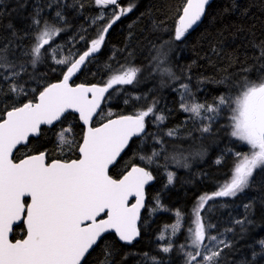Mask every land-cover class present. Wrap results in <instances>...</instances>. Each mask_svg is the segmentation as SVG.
Segmentation results:
<instances>
[{"label":"trees","instance_id":"obj_1","mask_svg":"<svg viewBox=\"0 0 264 264\" xmlns=\"http://www.w3.org/2000/svg\"><path fill=\"white\" fill-rule=\"evenodd\" d=\"M187 2L119 0L124 14L74 79L107 89L102 106L113 110L110 116L143 119L142 136L131 141L111 176L140 165L155 178L139 236L122 243L107 234L82 264H198L202 231L228 240L208 264H264V160L241 173L250 147L232 125L247 93L264 89V0H213L199 27L178 37ZM100 3L0 0V120L35 101L91 49L111 21L109 6ZM43 32L52 37L47 45L39 44ZM128 74L131 82L110 84ZM69 122L75 144L64 151L55 134ZM83 134L78 117L68 114L20 147L15 160L47 152L49 160L69 161L78 157ZM156 206L168 211L153 214ZM177 214L181 229L163 248L159 236ZM23 231L17 226L13 239Z\"/></svg>","mask_w":264,"mask_h":264},{"label":"water","instance_id":"obj_2","mask_svg":"<svg viewBox=\"0 0 264 264\" xmlns=\"http://www.w3.org/2000/svg\"><path fill=\"white\" fill-rule=\"evenodd\" d=\"M100 1L116 6L119 17L124 14L119 0ZM212 2L188 0L179 29L188 33L199 27ZM113 24L102 32L99 50ZM96 54L83 53L71 73L45 87L35 101L9 109L0 120V264H82L105 235L130 243L140 234L147 189L155 178L140 165L118 179L110 170L131 141L142 136L143 119L112 116L94 125L107 89L73 82ZM255 106L254 130L264 146V89ZM68 114L76 115L84 127L78 158L49 160L47 152H41L15 160L20 147ZM21 224L26 234L13 241L14 228Z\"/></svg>","mask_w":264,"mask_h":264},{"label":"rangeland","instance_id":"obj_3","mask_svg":"<svg viewBox=\"0 0 264 264\" xmlns=\"http://www.w3.org/2000/svg\"><path fill=\"white\" fill-rule=\"evenodd\" d=\"M102 5V3H100ZM105 10L102 11V15ZM111 14V19L115 18V11L114 8L109 7L107 11ZM128 12V11H126ZM101 15V16H102ZM185 33L178 31V37L184 36ZM101 35V33H100ZM100 35L91 47L92 51L96 52L99 49V41H100ZM51 35L46 32L42 33L39 36V44L47 45L49 44L51 40ZM79 65H77L78 67ZM71 72V68L68 70V73ZM134 76L133 74L128 75H121L117 78H114L110 81V84L115 83H127L131 82L133 80ZM263 88H257L253 89L250 92L247 93L246 97L243 99L241 106L237 113L233 116L232 119V125L235 130V134L241 138L244 143L250 147V154L246 156V158L242 162L241 166V173H247L248 169L250 167H253L254 165H257L261 160H264V146L259 139L258 135L256 134L254 130L253 125V117L256 111V103L257 99L259 97V94ZM196 109V108H195ZM201 109H203V113H201ZM197 108L196 110L200 112V114L208 115L210 110L207 108ZM196 110L192 109V111L196 112ZM113 113V110L111 108H105L102 112V115L104 116H110ZM102 116H100L98 119H101ZM73 122H69V124L64 127L57 130L55 134V140L56 143L61 147L64 151L70 149L75 144V129H74ZM237 180L235 181L236 184ZM234 186V184H233ZM168 211L164 207L156 206L154 207L151 212L153 214L159 213V212H165ZM176 221L166 226L162 233L159 236V241L161 243V247L166 248L168 245L173 241L174 237L177 235V233L180 231L182 226V218L179 214L176 215ZM200 239L202 241V252L200 255V262L198 264H208L212 261L215 253L217 250L228 244V240L225 236H217L214 237L212 235H204L203 231L200 233ZM200 246V244H198ZM168 249V248H167ZM166 249V250H167Z\"/></svg>","mask_w":264,"mask_h":264},{"label":"flooded vegetation","instance_id":"obj_4","mask_svg":"<svg viewBox=\"0 0 264 264\" xmlns=\"http://www.w3.org/2000/svg\"><path fill=\"white\" fill-rule=\"evenodd\" d=\"M111 8H114V11H115V12L118 11V9L116 8V6H113V7H111ZM117 17H118V14L115 15V18L112 19V20L110 21L109 24H111L112 22H115L116 19H117ZM109 24H108V25H109ZM79 64H80V63H79ZM103 111H104V109H103V106H102V109H101L99 115L97 116L96 120H99L98 118H99L100 116L106 118V116L102 115V112H103ZM65 117H66V116H65ZM65 117H64V118H65ZM102 117H101V118H102ZM109 117H111V116H108V118H109ZM64 118H63V119H64ZM63 119H62V120H63ZM106 119H107V118H106ZM96 120H95V122H94V125H98V124H100V123L97 124V123H96ZM102 120H103V119H102ZM102 120H101V122H103L105 119H104L103 121H102ZM52 128H53V127H52ZM52 128H49V129H52ZM78 147H79V146H78ZM29 155H30V154H29ZM75 158H78V157H75ZM48 159H49V158H48ZM73 159H74V158H73ZM16 161H18V160H16ZM28 202H29V200L26 199V200H25V203L28 204ZM21 225L23 226V230H24V231H23L22 233H20V234H21L20 237H16L15 239H13V236H14V232H13V236H12V240H13V241H15V240H17V239H22V238L25 236V234H26L25 226H24V224H21ZM18 226H19V225H18ZM16 227H17V226H16ZM16 227H15V228H16ZM15 228H14V229H15Z\"/></svg>","mask_w":264,"mask_h":264}]
</instances>
